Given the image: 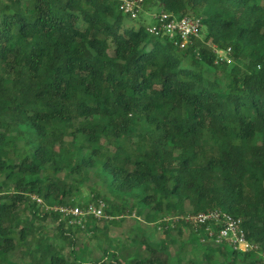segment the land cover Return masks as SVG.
I'll list each match as a JSON object with an SVG mask.
<instances>
[{
	"label": "trees",
	"instance_id": "trees-1",
	"mask_svg": "<svg viewBox=\"0 0 264 264\" xmlns=\"http://www.w3.org/2000/svg\"><path fill=\"white\" fill-rule=\"evenodd\" d=\"M144 1L201 17L200 37L148 40L114 17L120 0H0V264H264V0ZM92 170L108 192L88 202L105 201L109 224L48 208L74 205ZM212 208L243 218L256 248L231 255L165 220ZM135 213L163 239L114 237ZM187 227L194 248L163 258Z\"/></svg>",
	"mask_w": 264,
	"mask_h": 264
},
{
	"label": "built area",
	"instance_id": "built-area-1",
	"mask_svg": "<svg viewBox=\"0 0 264 264\" xmlns=\"http://www.w3.org/2000/svg\"><path fill=\"white\" fill-rule=\"evenodd\" d=\"M119 9L131 19H137L146 9L145 1L120 0ZM150 13L154 23L148 25L146 31L153 37L170 40L174 46L179 48H186L193 42L194 38L200 37L202 18L199 16L185 15L180 17L165 10ZM212 48L216 54L217 63H232L234 61V49L232 46L221 47L219 44H212ZM32 198L38 203L44 204L42 198L36 195H32ZM105 207V201L99 199L98 203L86 202L48 208L60 211L66 217L71 216L72 222L81 223L83 219L89 216L97 219H111L112 216L105 213ZM165 220H183L200 226L203 229V241L210 240L217 245L228 244L232 249L242 252L252 251L256 248V245L248 237L243 218L236 217L221 208L168 217Z\"/></svg>",
	"mask_w": 264,
	"mask_h": 264
},
{
	"label": "rangeland",
	"instance_id": "rangeland-1",
	"mask_svg": "<svg viewBox=\"0 0 264 264\" xmlns=\"http://www.w3.org/2000/svg\"><path fill=\"white\" fill-rule=\"evenodd\" d=\"M154 11H158L156 9H149L146 8L145 11H143L139 18L137 19H131L128 15L124 14V13H120V12H115L114 17L116 19H118L119 21H122L125 25L127 26H131L134 29H138L140 27V25H143L146 29V27L152 23H154V19L151 16L150 12H154ZM152 35H148V40L151 39H160L161 41H164L162 38H156L153 37ZM153 42V41H152ZM174 51L178 52V53H182L183 50L178 49V48H173ZM189 58V57H188ZM187 58V59H188ZM89 179L87 181L81 182V186L78 189V191L76 193L73 194V196L70 198V203L73 204H78V203H86L88 201L91 200V198H94L95 195H97L98 191H102L101 193L105 194L106 192H108L107 188H105V186H103L101 184V182L98 180V178L94 175L93 170L91 171V173L89 174ZM57 177H61L63 178V174H59ZM31 178H38V175H33L31 176ZM0 181H2V177H0ZM103 197V195L98 196ZM101 197V198H102ZM128 203L129 205H132L134 202V198H130L128 199ZM188 208H193L190 205H187ZM168 219V218H166ZM146 220L140 216H138L137 213L132 214V215H128L125 218V221L122 222V224L120 226H117L116 228L113 229V235L114 237H129L131 239H133V237L136 235L135 231H139V233H141L142 229H147V226L151 227L150 230H148V234L152 235L153 231L155 228L158 227V233H156L154 236L157 237L158 239L162 240L163 239V232H162V227L160 226L158 223H150L149 225L146 224L145 222ZM107 225L108 220L105 219H98L97 224L95 225L96 227L100 226V225ZM139 226V227H138ZM152 232V233H151ZM77 237H78V245H83V243H88L89 247L92 251V258H99L103 255V241L101 240H92L89 237V234L85 231H81L79 233H76ZM177 241L175 242H171L169 249L166 251L165 254H163V258H177V253L179 251V249L181 248H185V250L187 252H190L191 249L194 248V241H192V238L197 236L198 234L196 232H194V228H189L187 227V229H182V231H179L176 229L175 232ZM225 245V244H224ZM226 244V250L232 255V248ZM23 247L20 246V249H22ZM25 249V248H23ZM123 249V248H122ZM26 252H30V250L25 249ZM21 252L19 250L16 251V255L21 256L20 255ZM200 258L197 260V262H201L204 259L205 253L201 252L200 253ZM118 258H120V255L118 256ZM192 258V256L190 257ZM190 258H188L186 261H184L182 264H191V260Z\"/></svg>",
	"mask_w": 264,
	"mask_h": 264
}]
</instances>
